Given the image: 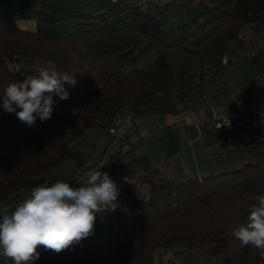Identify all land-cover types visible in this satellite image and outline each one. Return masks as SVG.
I'll list each match as a JSON object with an SVG mask.
<instances>
[{
  "label": "trees",
  "instance_id": "1",
  "mask_svg": "<svg viewBox=\"0 0 264 264\" xmlns=\"http://www.w3.org/2000/svg\"><path fill=\"white\" fill-rule=\"evenodd\" d=\"M187 2L171 6L187 7ZM113 3L103 12L49 0L34 3L31 11L0 7V95L9 83L38 74L48 61L58 71L75 73L77 81L64 85L68 100L54 95L51 119L37 118L32 127L4 111L0 97V204L28 194L45 179L52 182L49 171L62 163L81 169L86 157L75 143L88 130L106 132L120 113L169 95L188 106L226 79L234 53L243 59L264 42V0H206L177 22L164 14L170 6L141 11ZM24 18L48 27L74 23L77 31L54 36L22 30L16 21ZM201 138L210 154L231 141L209 131L205 122ZM241 140L232 141L236 151L250 157L241 168L179 183L158 177L146 155L126 162L119 144L104 167L112 177L142 173L138 178L145 189L128 184L125 207L103 217L102 232L60 253L40 246L34 264H135L156 252L160 264H264L256 249L242 247L233 235L247 224L255 194L264 192V135ZM0 264L13 262L2 256Z\"/></svg>",
  "mask_w": 264,
  "mask_h": 264
},
{
  "label": "clouds",
  "instance_id": "2",
  "mask_svg": "<svg viewBox=\"0 0 264 264\" xmlns=\"http://www.w3.org/2000/svg\"><path fill=\"white\" fill-rule=\"evenodd\" d=\"M74 74L58 71L48 61L38 74L9 83L0 95L2 107L15 113L27 127H32L37 118L47 121L55 111L54 95L60 100L69 99L64 85L75 86ZM103 167L87 171L86 180L78 187L65 180L49 183L45 179L13 206L0 205V256L13 264H34L40 258V246L60 253L91 236L97 216L117 208L120 192L109 174L101 171ZM233 235L242 247L250 246L264 258V192L255 194L247 224Z\"/></svg>",
  "mask_w": 264,
  "mask_h": 264
},
{
  "label": "crops",
  "instance_id": "3",
  "mask_svg": "<svg viewBox=\"0 0 264 264\" xmlns=\"http://www.w3.org/2000/svg\"><path fill=\"white\" fill-rule=\"evenodd\" d=\"M38 1L41 0H0V7L9 5L31 11L33 4ZM49 1L69 9H84L90 12L107 11L114 5L111 0ZM205 1L188 0L187 7L170 6L164 9V14L168 22H177L188 15L190 8L199 10ZM122 3L131 6L128 2L122 1ZM154 8L150 7L149 11ZM16 24L22 30L33 32H37L45 25L34 18L19 19ZM259 90H264V42H257V47L245 58L235 59L227 69L226 79L216 86L208 88L204 98L185 106L169 95L149 107L132 111L131 114L142 118L143 123L133 133L125 137L120 144L122 152H127L124 160L127 162L135 157L146 155L162 176L172 179L176 183L241 168L250 161V157L245 152L236 151L237 143L232 141L245 142L241 139L252 135H264V117L260 119L259 128L233 138L231 141L227 140L216 154L207 153L205 150L201 130L207 116V108L210 105L228 106L236 99L245 98ZM86 136H88L90 153H83V148L80 145L81 139L75 143L77 149L86 157L81 169H77L82 173L84 179L87 171L100 168V162L107 145L105 131L92 128L87 131ZM101 169L111 176L106 167ZM117 177L122 179L126 186L128 185V180H124L121 176ZM5 204L7 205L8 201ZM116 211L119 209L114 210V212ZM109 212L97 217L103 222V217H106ZM100 228L101 224L95 223L94 229Z\"/></svg>",
  "mask_w": 264,
  "mask_h": 264
},
{
  "label": "built area",
  "instance_id": "4",
  "mask_svg": "<svg viewBox=\"0 0 264 264\" xmlns=\"http://www.w3.org/2000/svg\"><path fill=\"white\" fill-rule=\"evenodd\" d=\"M125 1L141 11L150 7L165 8L171 5H182L185 0H111ZM264 117V90L254 91L245 98L236 99L231 105L212 104L207 108L205 123L209 131L237 138L254 131L260 126ZM143 123V119L129 112L117 115L113 123L107 127V145L100 165H106L117 152L122 139L134 132Z\"/></svg>",
  "mask_w": 264,
  "mask_h": 264
},
{
  "label": "rangeland",
  "instance_id": "5",
  "mask_svg": "<svg viewBox=\"0 0 264 264\" xmlns=\"http://www.w3.org/2000/svg\"><path fill=\"white\" fill-rule=\"evenodd\" d=\"M261 11V10H260ZM76 26L73 23H65V22H60L56 25H53L51 27H48L47 25H43L41 27L40 30H38L37 32L40 33H48L54 36H65L67 34H71L73 32H76ZM240 53H234L233 56L235 59H237L239 57ZM87 137L88 136H84L81 139V148H83V153L87 154L88 152L90 153V146L88 145V141H87ZM75 165L72 162H65L62 163L61 166H59L56 169H53L51 171H49L48 176L50 177H55L54 180L50 183L55 182L56 180H65L67 182L70 183V185L72 187H78L79 183H82L86 180V178H82V173L80 171H77V168L75 166V168H73ZM156 171V175L158 177H161L162 175L157 171V169L155 167H153ZM75 169V170H73ZM102 172H104V170L101 169ZM143 174L140 173L137 176H135L132 179H129L125 176H121L124 180H128V184H134V189L137 191H143V189H145V184L141 183V180L138 177H142ZM111 177V176H110ZM164 177V176H163ZM115 181V183L117 184L118 188L120 189L118 198H117V208L115 210H120L123 209L126 205V183L123 182L122 179L120 178H112ZM26 193H21L17 196H14L12 198H10V200H8V206L11 207L13 206L15 203H17L18 201H20L24 196H26ZM0 205H4V204H0ZM110 212H114V211H110ZM100 223L101 224V228L100 229H94V233L92 235H96L99 234L100 232H102V229H104L105 224L103 222L100 221L99 217H97L96 219V224ZM169 256V254L165 255L163 257V259H166ZM160 260H161V254L159 252L154 253L152 256L147 257L135 264H160Z\"/></svg>",
  "mask_w": 264,
  "mask_h": 264
}]
</instances>
